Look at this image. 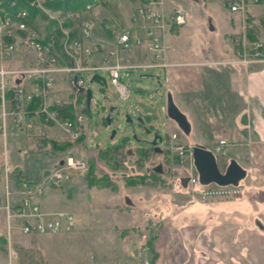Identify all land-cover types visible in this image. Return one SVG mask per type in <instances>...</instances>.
<instances>
[{
  "label": "built area",
  "instance_id": "1",
  "mask_svg": "<svg viewBox=\"0 0 264 264\" xmlns=\"http://www.w3.org/2000/svg\"><path fill=\"white\" fill-rule=\"evenodd\" d=\"M21 1L23 3L18 6ZM114 1L89 0L74 9L51 10L41 0H0L1 153L6 152L10 129L24 132L33 124L41 128L56 127L70 141L85 135V119L81 111L86 85L92 83V74L106 72L116 98L126 101L132 91L129 83L122 81V70H145L168 65L163 60L165 47L161 34L185 23V10L179 4L181 0H136L132 2L129 25L109 24L106 26L108 34L99 38L95 34L97 21L89 16L90 12ZM251 5L261 6L262 12L250 17L247 6ZM27 6L43 12L46 25L51 22L50 27L38 25L36 15L33 18L29 16ZM227 6L231 13L240 16L241 31L226 38L232 45L234 56L224 63L249 65L264 62V0H227ZM66 22L72 26L65 25ZM254 24L259 25L257 35L250 39L247 30ZM133 48L143 49L150 59L129 62ZM73 77L76 87L83 88L82 92H77L72 85ZM59 86L68 88L69 92L62 95L60 90L64 89ZM45 137L44 132L34 137L36 147H44ZM223 144L225 141L219 140L213 150L221 152ZM168 146L171 155L180 163L186 162L189 168L193 167L191 146L179 142L175 133L170 134ZM65 165L81 169L84 163L72 162L68 158ZM9 176L4 164L0 211H3L6 221L8 245L12 228L33 236L71 231L75 225L71 212L44 210L35 200L44 186L49 183L57 185L64 179L61 168L55 164L41 181H21L17 186L11 184ZM197 181L196 175L191 172L188 186L201 199L236 196L241 191L238 185H201ZM142 251H148V247L144 245ZM136 264L151 263L149 258L140 257Z\"/></svg>",
  "mask_w": 264,
  "mask_h": 264
},
{
  "label": "rangeland",
  "instance_id": "2",
  "mask_svg": "<svg viewBox=\"0 0 264 264\" xmlns=\"http://www.w3.org/2000/svg\"><path fill=\"white\" fill-rule=\"evenodd\" d=\"M127 2L130 6V1ZM179 4L186 10V20L177 34V41L191 45L198 42L203 45L213 38L218 41L222 39L221 32L228 21L223 0H181ZM43 14L40 12L36 15V23L41 26L46 25V16ZM211 22L214 28L210 26ZM114 23L119 24L114 18H110L107 25ZM65 25L71 23L66 22ZM120 74L122 81L128 82L132 91L126 101L113 96L106 72L102 71L99 75L106 78L107 86L103 87L99 81L87 83L86 86L92 89V98L90 108L82 111L86 132L84 141L75 140L73 143L68 141L69 145L66 148L54 151L51 146L36 150L29 146L28 141L22 139L21 145L28 148L17 152L10 145L11 137H7L6 164L9 167L19 164L24 169L25 181L31 183L41 181L44 175L53 169L55 163L60 161L59 158L64 161L71 158L72 162L84 163V166L81 169L63 166L61 172L64 179L57 185L47 184L40 194V198L45 202L48 199L45 197L48 192L51 196L49 200L52 203L44 209L50 211L65 209L74 214L75 225L71 231L33 236L22 235L17 229L12 228L11 243L6 249L0 250V257L6 260L4 264H135L134 260L139 257L137 251L147 238L146 228L150 226L152 228L150 230L156 232L154 225L160 227L162 222L172 219L173 204L177 205L196 197L190 186H182L179 182L180 177L188 172L186 162L180 163L168 150L170 144L168 125L178 126L163 111L167 101V90L164 84L159 86L157 83V81L162 83L160 72L157 68L126 69ZM106 103L115 107L108 126L102 124L103 116L108 109ZM145 112L151 114L150 123L144 121L145 124L151 126L152 132L162 135V142L157 145L160 148L158 151L147 143L151 134H146L143 125L137 120ZM126 114L132 119L128 123L125 121ZM112 129L116 130L113 140L108 136ZM177 129L180 133L181 130ZM52 130L62 136L57 128L54 127ZM124 137L126 144L118 149L120 155H115L114 159L108 154L105 158L99 156L98 151L104 150L102 147L118 145ZM57 139L67 142L61 137ZM186 141L193 142L191 139ZM141 148L144 151L138 150ZM90 163L93 166L92 176L95 178L105 176L117 189L89 186L86 177L90 171ZM216 163L220 171H223L219 155L216 156ZM3 164L4 158L0 153L2 169ZM158 165L162 169L159 173L154 171ZM256 172L258 174L260 171ZM137 175H147L146 181L149 184L127 183L128 176ZM255 179L259 185L264 182V175H258ZM261 196L263 197V194ZM104 205H111L120 212L115 210L117 213L104 214L108 220L100 212ZM156 205H159L158 209L153 208ZM103 220L107 222L101 223ZM108 222L117 225L119 230H115ZM12 224L16 225V222ZM5 226L6 221L3 218L1 227L4 232ZM122 229H127L124 237L119 235Z\"/></svg>",
  "mask_w": 264,
  "mask_h": 264
},
{
  "label": "crops",
  "instance_id": "3",
  "mask_svg": "<svg viewBox=\"0 0 264 264\" xmlns=\"http://www.w3.org/2000/svg\"><path fill=\"white\" fill-rule=\"evenodd\" d=\"M127 1L117 0L108 7H96L92 11L94 14L90 12L89 16L97 21L96 36L100 38L108 34L106 26L110 18H114L118 25H129L133 4L130 1L129 6ZM223 1L228 21L219 41L213 38L203 45L177 41V34L183 25L161 34L165 47L163 60L168 65L156 67L162 79V83H157L165 85L176 108L190 125L189 132L185 134L179 133L176 125L169 124L168 136L176 133L179 142L191 146L203 145L211 151L219 140H224L221 153L217 155L221 157L223 169L235 161L244 170V176L238 183L241 192L236 196L207 199H201L195 193V198L179 202L176 206L173 204L172 219L162 222L160 227L154 225L156 232L151 231L150 226L146 228L147 238L152 232L156 233L151 244L156 253L152 264H264V182L258 185L255 179L264 175V62L249 65L224 63L234 56L232 45L226 38L241 31V22L240 16L231 13L227 1ZM247 7L250 17L257 16L262 9L257 5ZM210 24L214 28L212 22ZM149 59V55L138 48H133L128 57L131 63ZM59 87L64 89L60 90L61 94L68 92L66 87ZM143 116L150 119L151 114L145 112ZM37 126L33 124L19 133L10 129V145L17 152L27 149V146L21 145L24 139L30 147L43 150L50 148L51 140L62 138L52 132V126ZM41 132L46 134V142L40 148L36 147L34 137ZM187 139L193 142H187ZM4 153V162L7 163V153ZM8 168L11 184L17 186L24 180V169L19 164ZM257 170L260 171L258 174ZM3 171L4 166L3 169L0 166V196L3 192ZM45 197L47 202L40 195L35 199L42 208L52 203L49 192ZM157 207L159 205L153 208ZM115 210L111 205H104L100 212L106 218L104 214L119 211ZM2 213L0 211V234L4 233ZM98 216L101 217V214ZM106 222L103 220L101 223ZM140 249L137 251L139 257L133 259L134 263L140 257L146 258L151 254L148 252L145 255ZM4 263L6 260L0 257V264Z\"/></svg>",
  "mask_w": 264,
  "mask_h": 264
},
{
  "label": "water",
  "instance_id": "4",
  "mask_svg": "<svg viewBox=\"0 0 264 264\" xmlns=\"http://www.w3.org/2000/svg\"><path fill=\"white\" fill-rule=\"evenodd\" d=\"M93 79L99 80L102 84L103 87L107 86L106 79L102 75L98 74H92ZM92 81V79L90 80ZM73 84H75V77H73ZM77 88V91L80 92L83 90L82 87H75ZM115 96V94H113ZM85 97H86V108H90V98H91V89L86 88L85 90ZM167 101H166V106H165V112L168 118H170L172 121H174L178 128L182 131V133L187 134L190 130V125L188 121L186 120V117L179 111L178 108H176L175 104L172 101V98L169 93L166 95ZM107 113L105 114L104 120L105 124L108 126L109 123H111L112 120V112L115 111V107L113 105H110L108 109L106 110ZM132 119L131 117L126 114L125 115V121L128 123ZM140 124L143 125V128L145 130L146 134H151V138L147 141L148 144L151 145V147H154L155 151H158L160 148L157 146L162 142V135L158 134L157 132L153 131L148 127L141 117H138L137 119ZM116 133L115 129H112L109 138L112 139ZM193 158V165L194 169L197 172L198 175V182L202 184H209V183H216L219 185H227V184H233L236 185L239 182V179H241L244 176V170L239 166V164L235 161H231L223 171H220L219 168H217V163H216V157L214 153L204 147L203 145H198L194 144L192 146V156ZM161 167L160 165L156 166L154 168L155 172H160ZM188 181V177H181L180 178V183L182 186H186Z\"/></svg>",
  "mask_w": 264,
  "mask_h": 264
},
{
  "label": "trees",
  "instance_id": "5",
  "mask_svg": "<svg viewBox=\"0 0 264 264\" xmlns=\"http://www.w3.org/2000/svg\"><path fill=\"white\" fill-rule=\"evenodd\" d=\"M88 1L89 0H42L41 3H43L45 7L49 8L51 10H57V9L65 10V9H74L78 6H83ZM21 3H23V1L17 3L18 6H20ZM4 4H5V1L2 3V5H4ZM28 9L30 12L29 16H31V18L35 17V15L40 13V11L34 7H28ZM50 25H51V22L46 25V28L50 27ZM262 27L264 28V23L262 24ZM247 32H248V37L250 39L251 38L253 39L257 35L256 32H254V30H252V29L248 30ZM85 110H86V108L84 107L83 111H85ZM142 118L145 119L146 122L150 121L149 116H143ZM104 122L105 121L103 120L102 124H104ZM84 138L85 137H83V135H81V136H79L77 141H80V142L84 141ZM70 143H73V142H70ZM125 144H126V138L124 137L120 144H118V145L112 144L111 146L104 147V148H102L104 150H99L98 154H99V156L104 157V158H105V156L107 157V154H108L111 157V159H114L115 155H120L118 152V149L120 147H123ZM68 145H69L68 141L67 142L66 141L65 142L64 141H57L55 139L50 141V146L52 149H54V151L55 150H62L64 148H66ZM138 150L144 151L142 148L138 149ZM92 168H93V166L90 163V166H89L90 171L87 172L88 175L86 177L89 186L95 185V186H98L101 188H109L112 190L117 189L116 185H114V183L112 181H109L105 176H102L101 178H95V176H92V174H91ZM146 178H147V175H137V177L128 176L127 177V183L132 184V185L147 184V183L149 184V182L146 181ZM113 228L115 230H119V228L117 226H113ZM126 232H127V229H122L119 233L120 237H124L125 236L124 233H126ZM155 234L156 233L152 232L149 235V237L147 238V240L145 241L146 245L149 248V253H151L149 256L151 263L153 262L152 260H154V258L156 256V253L153 251V248L151 245L153 240H154ZM5 238H6V236L4 233L0 234V245L3 249H6V245H7V240Z\"/></svg>",
  "mask_w": 264,
  "mask_h": 264
},
{
  "label": "flooded vegetation",
  "instance_id": "6",
  "mask_svg": "<svg viewBox=\"0 0 264 264\" xmlns=\"http://www.w3.org/2000/svg\"><path fill=\"white\" fill-rule=\"evenodd\" d=\"M182 177H185V176H182ZM181 178V177H180ZM179 181H180V179H179Z\"/></svg>",
  "mask_w": 264,
  "mask_h": 264
}]
</instances>
